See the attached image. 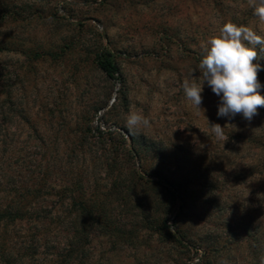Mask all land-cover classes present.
Listing matches in <instances>:
<instances>
[{
  "label": "rangeland",
  "instance_id": "1",
  "mask_svg": "<svg viewBox=\"0 0 264 264\" xmlns=\"http://www.w3.org/2000/svg\"><path fill=\"white\" fill-rule=\"evenodd\" d=\"M2 11L7 18L0 32V150L8 151L2 159L15 164L16 150L25 148L37 167L49 161L58 188L43 191L45 198L76 180L89 188L103 184L107 173L89 156L64 169L73 144L90 130L127 176L121 198L139 202L131 211L116 206L119 228L128 236L95 238L85 248V264H255L245 233L257 227L262 245L256 248L264 257V176L245 179L250 168L264 164V107L251 122L241 115L218 117L220 97L203 85L199 69L202 46L225 23L264 37V22L250 0H0ZM256 48L264 85V50ZM104 49L114 55L120 80H109L97 67L96 55ZM185 79L203 86L202 109L186 100ZM259 91L264 95V87ZM130 111L148 117L150 126L130 133ZM212 124L226 125V140L215 137ZM98 130L123 138L114 146ZM128 134L139 160L126 153ZM145 169L188 184L186 210L179 213L178 204L169 222L172 234H184L183 245L146 227L142 214L153 222L146 207L153 189L131 186L136 172L144 183L157 181Z\"/></svg>",
  "mask_w": 264,
  "mask_h": 264
},
{
  "label": "trees",
  "instance_id": "2",
  "mask_svg": "<svg viewBox=\"0 0 264 264\" xmlns=\"http://www.w3.org/2000/svg\"><path fill=\"white\" fill-rule=\"evenodd\" d=\"M6 18L2 11L0 32ZM96 65L109 80H120V67L109 50L104 49L96 55ZM12 106L14 107V105ZM3 107V104L0 103L1 110ZM15 109L17 110V107ZM26 123L30 129L36 132L30 120ZM97 132L99 137L107 135L114 146L119 144V138H123L117 132L104 133L100 130ZM128 137L131 147L126 153L132 159L139 160L140 153L133 146L134 138L129 134ZM9 138L7 137V139ZM0 143L5 144L1 140ZM123 143L127 144L126 140ZM110 149L114 151L115 155L119 154L114 147ZM7 153L6 146L2 151L0 150V264H36L37 262L41 264H72L73 261L85 264V248L95 238H108L110 242L115 236H128L125 229L120 230L119 218L114 209L116 206H120L131 211L134 205L135 207L139 206V202L136 199L121 198L119 190L128 186L129 181L125 179L127 176H124L121 168L117 166V159L109 158L105 145L94 140L90 130L81 134L80 140L73 144V150L67 157L64 169L69 170L80 160L87 162V156L90 160L93 159L97 163L96 166L107 173V179L103 184L99 182L92 184L93 186L90 187L94 193L92 196L87 193L91 189L76 180L75 184L60 188L56 195L43 197L41 195L43 191H55L58 188L54 182H51L53 168L49 164L50 162L46 163L47 166H44V169L42 165L37 167L33 164L34 162H29L24 155L25 148H23L20 151L16 150V163L12 164L13 167L5 159H2V156L5 158ZM143 172L145 176L157 178L156 182L144 183V178L136 172L134 173L135 180L131 182L133 189L140 184L142 187L147 184L153 189L150 190V194L155 196L146 206L148 212L154 214L153 222H149L147 215L144 216V213H141L142 219L147 221L146 227L154 233L170 236L174 244L181 245L185 241L184 234L179 230L172 234L169 222L178 204H180L179 213L186 210L187 196L189 195L188 184L166 178L159 171L145 169ZM257 175L264 176V164L250 168L245 179ZM105 184L106 186H104ZM73 190L77 195L68 197L67 194ZM142 208L144 211V206ZM122 214L121 216H123ZM137 217L135 216L134 219ZM245 219L248 220L249 227L252 228L251 218ZM25 227L27 228L24 229ZM17 228L24 230L19 232L16 231ZM258 232L257 227L245 233V236L256 245L253 247L252 243L247 244L255 264H261V259L259 260L261 254L257 248L262 245V241ZM74 245L76 250L73 251Z\"/></svg>",
  "mask_w": 264,
  "mask_h": 264
},
{
  "label": "clouds",
  "instance_id": "3",
  "mask_svg": "<svg viewBox=\"0 0 264 264\" xmlns=\"http://www.w3.org/2000/svg\"><path fill=\"white\" fill-rule=\"evenodd\" d=\"M250 3L254 15L264 22V0H250ZM257 45L264 50V37L248 26L228 22L222 26L219 35L202 46L200 74L203 85L206 82L213 93L220 97L218 117L231 120L241 115L251 122L259 114L258 109L264 107V95L259 91L264 85L258 78L262 66L255 62L259 59ZM182 88L186 100L195 108L202 109L203 86L185 79ZM149 126V118L140 112L130 111L126 117V127L133 135ZM210 126L218 140L227 139L224 132L226 125ZM261 264H264V257Z\"/></svg>",
  "mask_w": 264,
  "mask_h": 264
},
{
  "label": "built area",
  "instance_id": "4",
  "mask_svg": "<svg viewBox=\"0 0 264 264\" xmlns=\"http://www.w3.org/2000/svg\"><path fill=\"white\" fill-rule=\"evenodd\" d=\"M102 131H106V129L104 127H101ZM107 131H111V130H107Z\"/></svg>",
  "mask_w": 264,
  "mask_h": 264
}]
</instances>
